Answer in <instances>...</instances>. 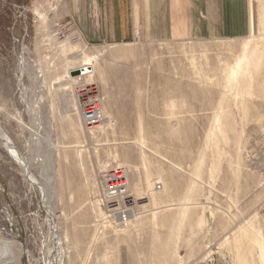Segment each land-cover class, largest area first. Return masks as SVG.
Returning a JSON list of instances; mask_svg holds the SVG:
<instances>
[{"label": "rangeland", "instance_id": "obj_1", "mask_svg": "<svg viewBox=\"0 0 264 264\" xmlns=\"http://www.w3.org/2000/svg\"><path fill=\"white\" fill-rule=\"evenodd\" d=\"M251 1L233 36L109 43L82 39L73 0H0V130L29 166L0 140L2 264H264V0ZM82 86L105 123L84 125Z\"/></svg>", "mask_w": 264, "mask_h": 264}, {"label": "crops", "instance_id": "obj_2", "mask_svg": "<svg viewBox=\"0 0 264 264\" xmlns=\"http://www.w3.org/2000/svg\"><path fill=\"white\" fill-rule=\"evenodd\" d=\"M245 9L251 0H73L67 16L86 42L184 41L243 32Z\"/></svg>", "mask_w": 264, "mask_h": 264}, {"label": "built area", "instance_id": "obj_3", "mask_svg": "<svg viewBox=\"0 0 264 264\" xmlns=\"http://www.w3.org/2000/svg\"><path fill=\"white\" fill-rule=\"evenodd\" d=\"M80 74L75 75L79 81L85 76L83 69ZM81 91H77L78 96L82 99L79 103V109L82 115L83 123L87 128L98 126L105 123V115L100 106L99 99L90 86H82ZM106 182V181H105ZM107 187V185H106Z\"/></svg>", "mask_w": 264, "mask_h": 264}, {"label": "bare ground", "instance_id": "obj_4", "mask_svg": "<svg viewBox=\"0 0 264 264\" xmlns=\"http://www.w3.org/2000/svg\"><path fill=\"white\" fill-rule=\"evenodd\" d=\"M79 71L80 70L76 71L74 75H79L80 74ZM0 140H1V143L3 142L7 146L11 154H13L16 157L15 158L16 160H18L19 162L24 164L27 168H29V166L26 165V163L22 161V158L19 156V153L16 150V148L11 145L10 140L7 138V136L3 132H1V130H0ZM126 180L127 179L125 178L121 170L119 169L115 171L113 170V172H111L108 175V178L106 179V182H105V185H107L106 190H105V195L108 196V198L111 200L115 199L117 196H120L126 189ZM120 220L123 223H126L127 222L126 214L123 213L120 216ZM0 264H2L1 261H0Z\"/></svg>", "mask_w": 264, "mask_h": 264}]
</instances>
